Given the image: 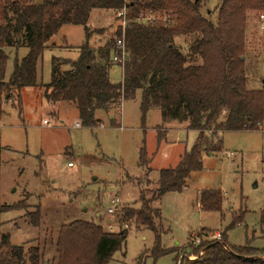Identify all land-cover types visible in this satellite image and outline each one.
<instances>
[{
	"label": "rangeland",
	"instance_id": "rangeland-1",
	"mask_svg": "<svg viewBox=\"0 0 264 264\" xmlns=\"http://www.w3.org/2000/svg\"><path fill=\"white\" fill-rule=\"evenodd\" d=\"M220 2L207 0L203 12H216ZM259 12L264 11L251 10L247 17L244 58L249 89L264 88ZM88 25L105 29L91 40V46L98 49L113 37L120 19L114 10L94 9ZM64 35L74 48L45 50L38 69L43 83L51 80L53 56L76 58L77 47L84 43L83 26L64 25L53 41L60 44ZM194 38L195 35H182L175 42L186 54ZM27 51L21 49L19 56H25ZM12 69L13 56L8 73ZM110 78L122 82L120 65H113ZM21 105L5 102L0 116V203L21 202L22 207L0 212V239L8 235L13 245L45 247L49 259L57 256L60 228L74 220L101 223L106 231L118 232L122 211L112 200L120 197L121 206L141 208L142 192L150 199L158 187L161 170L176 166L199 136L197 130L189 128V121H163L159 108H152L143 118L141 91L125 100L123 108L98 110L100 123L94 127L82 124L74 104L47 102L45 89L39 86L22 90ZM77 122L81 123L79 128L74 126ZM219 137V149L203 152V169L192 173L184 191L169 192L153 202L163 218L162 248L177 252L155 258V232L129 224L126 246L115 253L109 264H179L184 257L195 259L202 255L204 250L195 253V249L213 240L216 232L222 233L230 245L264 249V128L223 131ZM143 150L148 161L140 164ZM70 162L74 167L69 166ZM204 190L223 195L224 216L202 209ZM110 207L117 212L108 213ZM38 210L40 225L35 226L32 220ZM235 218L240 223L229 227Z\"/></svg>",
	"mask_w": 264,
	"mask_h": 264
},
{
	"label": "trees",
	"instance_id": "trees-1",
	"mask_svg": "<svg viewBox=\"0 0 264 264\" xmlns=\"http://www.w3.org/2000/svg\"><path fill=\"white\" fill-rule=\"evenodd\" d=\"M206 1L0 0V116L5 102L11 100L22 107V90L39 86L45 89L47 102L74 104L82 124L94 127L100 123L98 110L121 107L141 91L143 118L152 108H159L163 121H189V128L199 132L196 144L179 164L161 170L153 196L149 199L142 192L141 208L122 207L118 232L83 220L64 224L56 242L57 256L52 259L46 257L45 247L13 245L9 236L3 235L0 264H109L116 252L124 250L129 224L155 232V258L177 252L162 248L163 218L153 202L169 192L185 190L192 173L203 169V152L219 149L221 132L259 130L258 123L264 120V88H248L244 58L248 12L264 11V0H221L216 12H203ZM123 7L130 18L125 31L118 27L105 46L93 48L94 34H103L105 29L88 25L91 12ZM142 12L168 16L171 23L140 21ZM67 24L84 27L80 55L77 59L53 56L50 82L39 83V61L45 50L53 47V37ZM182 35H195L186 54L175 42ZM122 38L126 47L124 80L116 83L110 78V70L116 40ZM21 49L28 50L23 57L19 56ZM12 56L13 69L8 75ZM147 159L143 150L140 164ZM20 203H0V212L20 209ZM223 203L219 191H202L203 210L224 216ZM40 219L38 210L32 223L39 226ZM238 220L235 218L229 227L240 223ZM201 249L202 255L184 257L182 264H264V249L230 245L224 235L222 241L200 244L195 253Z\"/></svg>",
	"mask_w": 264,
	"mask_h": 264
},
{
	"label": "built area",
	"instance_id": "built-area-1",
	"mask_svg": "<svg viewBox=\"0 0 264 264\" xmlns=\"http://www.w3.org/2000/svg\"><path fill=\"white\" fill-rule=\"evenodd\" d=\"M129 1V0H126ZM116 15L117 18L120 19V25L118 26L119 28H122L123 31H125L127 25L129 24L130 18L128 14V9L126 7H123L122 9L116 10ZM138 20L144 21V22H163V23H171V20L168 16L165 17H156L155 15H147L144 12L140 14L138 17ZM258 23H259V30L263 33L264 32V12H259L258 14ZM125 60H126V47L123 38L122 39H117L116 40V49L113 51V62L114 64H118L122 67L123 69V80H124V69H125ZM122 80V82H123ZM123 105V104H122ZM123 108V106H122ZM45 123H49L48 120H44ZM75 127L79 128L81 126V123H75ZM258 126L260 129L264 128V120L262 122L258 123ZM69 166H73V163L70 162ZM121 198L116 197L112 200V203H116L117 207L122 209L123 206H121ZM115 207H110L108 209V213H116ZM113 229V227H111ZM213 240L217 241H222L223 235L220 232H216L212 235Z\"/></svg>",
	"mask_w": 264,
	"mask_h": 264
},
{
	"label": "crops",
	"instance_id": "crops-1",
	"mask_svg": "<svg viewBox=\"0 0 264 264\" xmlns=\"http://www.w3.org/2000/svg\"><path fill=\"white\" fill-rule=\"evenodd\" d=\"M54 39V38H53ZM52 39V40H53ZM84 39H85V36H84ZM61 41L62 42H60V44H58L57 43V41L56 42H54V41H52V43H53V47H50L51 49H55L56 47H59V46H61V47H63V48H66V49H72V48H74V46L73 45H71V44H69V42H68V39H67V36H63L62 37V39H61ZM51 43V44H52ZM66 43V44H65ZM82 44H80L77 48H78V56L76 57V58H69V57H66V59H77L78 57H79V55H80V46H81ZM61 58H65V57H61ZM8 72V71H7ZM10 73L11 72H9L8 73V75H10ZM38 80H39V77H38ZM41 82H43V81H39V83H41ZM165 156H167V154H165ZM179 164V163H178ZM177 164V165H178ZM176 165V166H177ZM70 167H74V165L73 166H70ZM173 167H175V166H173ZM169 168V167H168ZM164 169V168H163Z\"/></svg>",
	"mask_w": 264,
	"mask_h": 264
},
{
	"label": "water",
	"instance_id": "water-1",
	"mask_svg": "<svg viewBox=\"0 0 264 264\" xmlns=\"http://www.w3.org/2000/svg\"><path fill=\"white\" fill-rule=\"evenodd\" d=\"M179 264H182V262H179Z\"/></svg>",
	"mask_w": 264,
	"mask_h": 264
}]
</instances>
